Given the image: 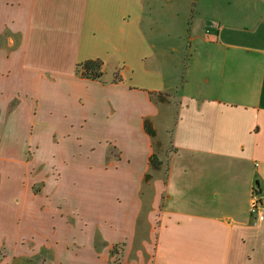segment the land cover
<instances>
[{
	"label": "crops",
	"instance_id": "obj_1",
	"mask_svg": "<svg viewBox=\"0 0 264 264\" xmlns=\"http://www.w3.org/2000/svg\"><path fill=\"white\" fill-rule=\"evenodd\" d=\"M153 7L0 0V264H264V0L191 1L172 74Z\"/></svg>",
	"mask_w": 264,
	"mask_h": 264
},
{
	"label": "rangeland",
	"instance_id": "obj_2",
	"mask_svg": "<svg viewBox=\"0 0 264 264\" xmlns=\"http://www.w3.org/2000/svg\"><path fill=\"white\" fill-rule=\"evenodd\" d=\"M153 4V35L152 42H162L163 46H167L168 56L163 59L166 74L175 73L173 66L179 65L183 71L186 67L187 60L193 51L197 52V44H190L192 33L189 31L190 22L194 21V15L191 13L190 4L193 0H175L170 3L167 0H149ZM184 61V62H183ZM113 74L111 68L106 69V77ZM165 74L166 78L168 76ZM156 151L160 152V158L164 161L169 157L172 146L168 136L167 140L163 136L156 139ZM84 148V146H83ZM163 176V173H162ZM150 195L146 197V206H149ZM147 207H145V211ZM119 250L116 248V254ZM115 254V255H116ZM46 258V257H43ZM120 253L114 258L115 263H119ZM29 264H46L41 260H29ZM49 264V263H47Z\"/></svg>",
	"mask_w": 264,
	"mask_h": 264
},
{
	"label": "trees",
	"instance_id": "obj_3",
	"mask_svg": "<svg viewBox=\"0 0 264 264\" xmlns=\"http://www.w3.org/2000/svg\"><path fill=\"white\" fill-rule=\"evenodd\" d=\"M76 73L78 76L84 79L92 80V81H103L105 76L104 71V62L101 59L96 60H88L78 64ZM160 96H158V99ZM145 130L146 133L154 140V146L156 148L155 140L157 138V133L152 123L149 120L145 121ZM150 165L153 170H160L163 166V162L160 161V158L156 153L152 155L150 158ZM152 179L151 175H146V181ZM116 254V253H115ZM114 254V255H115Z\"/></svg>",
	"mask_w": 264,
	"mask_h": 264
},
{
	"label": "built area",
	"instance_id": "obj_4",
	"mask_svg": "<svg viewBox=\"0 0 264 264\" xmlns=\"http://www.w3.org/2000/svg\"><path fill=\"white\" fill-rule=\"evenodd\" d=\"M260 208V200L256 193H254L252 200H251V213L256 214L258 213Z\"/></svg>",
	"mask_w": 264,
	"mask_h": 264
}]
</instances>
